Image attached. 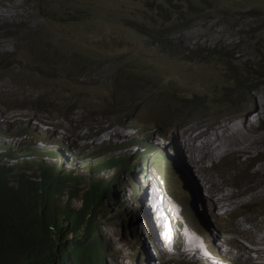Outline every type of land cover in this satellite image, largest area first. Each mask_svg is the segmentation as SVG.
<instances>
[{
    "label": "rangeland",
    "instance_id": "374dc122",
    "mask_svg": "<svg viewBox=\"0 0 264 264\" xmlns=\"http://www.w3.org/2000/svg\"><path fill=\"white\" fill-rule=\"evenodd\" d=\"M263 66L264 0H0V142L26 121L74 150L115 149L93 159L123 161L100 176L134 182L151 232L124 226L145 231L153 264H264ZM104 204L110 244L122 217ZM127 247L106 264H132Z\"/></svg>",
    "mask_w": 264,
    "mask_h": 264
},
{
    "label": "clouds",
    "instance_id": "9594fccd",
    "mask_svg": "<svg viewBox=\"0 0 264 264\" xmlns=\"http://www.w3.org/2000/svg\"><path fill=\"white\" fill-rule=\"evenodd\" d=\"M34 74L33 76H35ZM23 79H26L29 85L36 81L35 78L29 80L26 75L22 76L20 80L22 81ZM26 123V121H23L21 127L3 130L4 134L11 138L12 143L0 142V159H2V162H0V178L5 177L9 183L19 186L20 180H22L19 175L24 174L30 181L44 183L46 193L52 196L55 205L59 209L66 212L73 210L76 212L82 209L83 211L70 220H64L63 217L62 221L48 227L54 240L53 254L50 253L48 256L46 252H34L35 249H33L36 246L44 247L46 240L32 246L20 244V242L16 244L8 240L6 236H3L5 232L11 238L19 240L15 231L7 223L4 209L3 213L0 214V264H12L9 259L2 260V254L12 257L7 251L8 248H12L15 253V264H81L83 261L88 260L92 254L99 255L102 258L99 263L106 264L110 249H117L120 253V249L123 252L125 246H128L127 249L132 250L133 253H138L132 264L155 263L153 261V258H155L153 252L155 245H152L150 241L148 250L145 252L143 251V246H141V236L143 235L141 233L145 231L140 230V234H135L134 226L132 228L124 226L130 220L139 219L141 221L140 229H143L145 225L148 226L147 222L149 220L147 232H151L150 216L142 209L138 210L140 205L142 208V204L136 200L135 187L133 188L131 184L132 191L129 192L124 189V183L117 175H112L110 178L108 176L105 178L100 176L101 173L114 171L117 168H105L102 165L108 164L111 160H118L121 165L123 161L109 158L104 162H96L93 158H100L98 156L105 155L106 153L103 154L102 152L110 148L109 146L105 149L103 146H99L93 150L89 148L81 151L79 149L74 150L68 143L60 145V141L57 142L55 138L51 137L52 135L49 136L50 139H47L46 136L41 135L42 133L38 128L32 125L28 127ZM21 138L29 139V145L25 146L21 145L20 142H14L15 139ZM3 160L8 162H3ZM125 168L129 170L128 176L130 178L128 180L131 182L133 169L140 168V165L131 163L126 165ZM156 170L159 172L157 168ZM164 170L167 175L166 168ZM160 176L164 181V175L160 174ZM164 182H168V176H166V181ZM95 188L105 189L106 192L101 199L94 200L89 204L86 203V198L92 194L91 192ZM116 191L121 196L120 205L117 204L115 198L114 193ZM122 196H124V200H122ZM29 197L32 199L34 195H29ZM76 199L79 203H76ZM131 201H133L134 211L127 212L128 217H131L130 220L122 217L124 211L112 215L114 218L109 217L108 221L111 224L118 217H122V224L118 227L121 237H113L110 240V244H108L102 235L105 225L102 224L99 217L103 213V209L106 208L104 202L107 203V206L112 207L111 210H114L117 206H127ZM122 242L124 244L120 245ZM123 253L125 254V252ZM39 257H45V259L40 261L38 260ZM201 259L206 264H214V261L209 259L208 253L207 256ZM228 259L229 261H222L216 257L215 263L243 264L239 261L231 260L230 257Z\"/></svg>",
    "mask_w": 264,
    "mask_h": 264
},
{
    "label": "trees",
    "instance_id": "16d2710c",
    "mask_svg": "<svg viewBox=\"0 0 264 264\" xmlns=\"http://www.w3.org/2000/svg\"><path fill=\"white\" fill-rule=\"evenodd\" d=\"M171 28L173 30L176 28L180 29L183 28V25L180 26V24H175ZM159 44L161 45V43ZM224 64L225 62H220V65L223 66ZM254 67L260 68L259 63L255 64ZM228 72L229 81L236 85L241 83V81L232 74L231 66H228ZM263 77L264 76H261L260 78ZM245 88L242 90L243 93ZM190 106L191 105L182 108H189ZM185 116H189V113L182 117ZM106 150L111 152L113 151V148H107ZM102 153L104 154L106 151L104 150ZM102 166L105 168H116L120 166V161L111 160V162ZM164 169L165 167H163V170L158 169V173L159 175H164L163 179L166 181L167 175L165 174ZM21 179L19 186H16L9 183L5 177L0 178V214H2L5 209L7 223L9 227L15 231L19 240L11 238L10 235L5 232L3 233V236H6L8 240L13 241L16 244L20 242V244L32 246L46 240L44 247L36 246V248L33 249H35L34 252H46L49 256L50 253L53 254L54 240L50 235L48 227L62 221L61 219L63 217L64 220H70L83 211V209L76 212L74 210L70 212L61 210L55 205L52 196L46 193L44 183L30 181L24 174L21 176ZM99 185L103 186L102 184ZM105 192V189L95 188L94 191L91 192L92 194L86 198L85 202L89 204L94 200L101 199ZM29 195H34V197L30 199ZM9 253L12 257L2 254V260L9 259L12 264H15V253ZM45 257H39L38 260H44ZM101 260L102 258H100L99 255L92 254L89 256L88 260L83 261L81 264H102L99 263Z\"/></svg>",
    "mask_w": 264,
    "mask_h": 264
},
{
    "label": "bare ground",
    "instance_id": "6f19581e",
    "mask_svg": "<svg viewBox=\"0 0 264 264\" xmlns=\"http://www.w3.org/2000/svg\"><path fill=\"white\" fill-rule=\"evenodd\" d=\"M35 111V110H34ZM38 112V111H37ZM36 113V112H35ZM42 113V112H41ZM41 115V114H40ZM245 120V119H244ZM246 121H242V123L241 122H237V121H233V122H231V124H230V128L232 129L233 127H234V124H238V125H242L243 123H245ZM121 128H122V126H121ZM198 138L200 139L201 137H200V135H195V136H193L192 137V142H193V145L194 144H197V140H198ZM182 140V139H181ZM182 142V141H181ZM201 146H203V144H201ZM183 147H184V145H183ZM185 148H187V146L185 145ZM106 152L108 151V150H105ZM145 152L146 151H148V150H144ZM144 155V154H143ZM142 155V156H143ZM150 158V157H149ZM152 158V157H151ZM140 159V158H139ZM142 159V158H141ZM149 160V159H148ZM125 162H128L127 160L125 161ZM151 162V161H150ZM150 165V164H149ZM151 166V165H150ZM146 168V167H145ZM148 168V167H147ZM185 168V167H184ZM135 169H137V168H135ZM184 171V170H183ZM18 172V171H17ZM127 172V171H126ZM185 172V171H184ZM156 173V172H155ZM171 174V173H170ZM23 174H20L19 175V177L21 178V176H22ZM29 176H33V175H29ZM170 176V175H169ZM173 176V175H172ZM174 177H176L175 175H174ZM187 179V178H186ZM181 180V179H180ZM196 183V182H195ZM140 184V183H139ZM132 187L134 188V182L132 183ZM176 188V187H175ZM201 188V187H200ZM196 189H197V186H196ZM195 189V190H196ZM194 190V191H195ZM200 190V189H199ZM197 191H198V189H197ZM201 191V190H200ZM198 193V192H197ZM115 194V198H116V200H117V198H118V196H120L119 195V193L116 191V193H114ZM119 199V198H118ZM207 200H208V198H207ZM121 202V201H120ZM120 202L119 201H117V204L118 205H120ZM146 202V201H145ZM216 203V202H215ZM143 205H144V203H143ZM121 206H118L117 208H116V210L113 212V213H115V215H116V213H118V212H120V208ZM127 207V206H126ZM192 209V208H191ZM148 211V210H147ZM219 213V212H218ZM217 213V214H218ZM232 215V214H231ZM122 217H126V219L128 218V216L125 214V213H123V215H122ZM191 218V217H190ZM189 220V219H188ZM135 221H133V223H134ZM148 226H149V220H148ZM193 225V224H192ZM147 226V227H148ZM194 226V225H193ZM128 227H130V228H132L133 227V225L130 223V224H128ZM193 228V227H192ZM194 229V228H193ZM136 234V233H135ZM145 237H147L148 238V236H145ZM206 237V236H205ZM150 239H152V237L150 236L149 237ZM143 241V240H142ZM151 241V240H150ZM145 242H146V239H145ZM147 243V242H146ZM255 243V242H254ZM145 244V243H144ZM187 249L188 250H190V251H192L191 249H189V248H191L192 246L191 245H187ZM148 248V247H147ZM7 251L8 252H12L13 253V250H12V248H8L7 249ZM212 252H214V253H216L215 252V250L213 249V250H211ZM236 251V250H235ZM154 252V251H153ZM155 254V253H154ZM158 254V253H157ZM199 254L201 255V253L199 252ZM217 254V253H216ZM205 256H207V254L205 255ZM163 258V257H162ZM217 258L219 259V260H222V261H229V259L227 258V257H223L222 256V254L221 253H218L217 254ZM261 261V260H260ZM260 263V262H259Z\"/></svg>",
    "mask_w": 264,
    "mask_h": 264
},
{
    "label": "water",
    "instance_id": "95a60500",
    "mask_svg": "<svg viewBox=\"0 0 264 264\" xmlns=\"http://www.w3.org/2000/svg\"><path fill=\"white\" fill-rule=\"evenodd\" d=\"M148 219V218H147Z\"/></svg>",
    "mask_w": 264,
    "mask_h": 264
}]
</instances>
